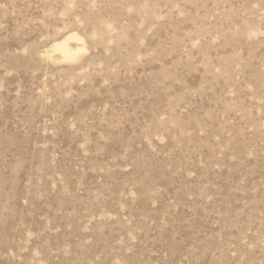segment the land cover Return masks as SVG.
<instances>
[{
	"label": "rangeland",
	"instance_id": "obj_1",
	"mask_svg": "<svg viewBox=\"0 0 264 264\" xmlns=\"http://www.w3.org/2000/svg\"><path fill=\"white\" fill-rule=\"evenodd\" d=\"M0 264H264V0H0Z\"/></svg>",
	"mask_w": 264,
	"mask_h": 264
},
{
	"label": "bare ground",
	"instance_id": "obj_2",
	"mask_svg": "<svg viewBox=\"0 0 264 264\" xmlns=\"http://www.w3.org/2000/svg\"><path fill=\"white\" fill-rule=\"evenodd\" d=\"M72 33V32H71ZM68 34V33H67ZM66 35V33H65ZM67 36V35H66ZM64 36V38L66 37ZM63 38V37H62ZM61 39V38H60ZM60 39H58L60 41ZM72 40V38L70 36L66 37L64 40L60 41V42H57L55 43L53 46H52V49L54 52H57L59 54H61L64 58L66 59H69V60H73V59H76L80 56L81 54V51L80 50H75L73 53L71 54H67L65 53L66 49H67V44H68V41ZM53 43V42H52ZM71 44V43H70ZM70 46V45H69ZM76 49V48H75Z\"/></svg>",
	"mask_w": 264,
	"mask_h": 264
}]
</instances>
